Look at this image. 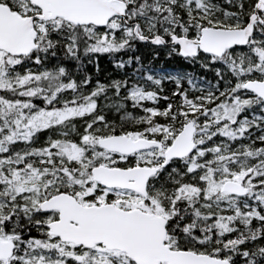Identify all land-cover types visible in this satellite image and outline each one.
<instances>
[{
	"label": "snow or ice",
	"instance_id": "obj_1",
	"mask_svg": "<svg viewBox=\"0 0 264 264\" xmlns=\"http://www.w3.org/2000/svg\"><path fill=\"white\" fill-rule=\"evenodd\" d=\"M0 264H264V0H0Z\"/></svg>",
	"mask_w": 264,
	"mask_h": 264
}]
</instances>
